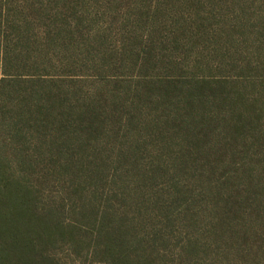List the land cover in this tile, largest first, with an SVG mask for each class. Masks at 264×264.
Segmentation results:
<instances>
[{
    "label": "rangeland",
    "instance_id": "rangeland-1",
    "mask_svg": "<svg viewBox=\"0 0 264 264\" xmlns=\"http://www.w3.org/2000/svg\"><path fill=\"white\" fill-rule=\"evenodd\" d=\"M0 162L62 264H264V0H0Z\"/></svg>",
    "mask_w": 264,
    "mask_h": 264
},
{
    "label": "trees",
    "instance_id": "trees-1",
    "mask_svg": "<svg viewBox=\"0 0 264 264\" xmlns=\"http://www.w3.org/2000/svg\"><path fill=\"white\" fill-rule=\"evenodd\" d=\"M37 188L0 162V264H62L51 249L61 225Z\"/></svg>",
    "mask_w": 264,
    "mask_h": 264
}]
</instances>
